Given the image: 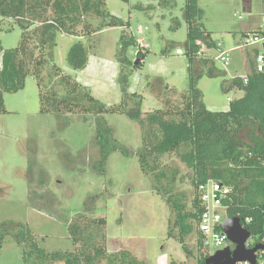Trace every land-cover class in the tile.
<instances>
[{
	"label": "rangeland",
	"instance_id": "obj_1",
	"mask_svg": "<svg viewBox=\"0 0 264 264\" xmlns=\"http://www.w3.org/2000/svg\"><path fill=\"white\" fill-rule=\"evenodd\" d=\"M161 1L107 0V8L124 26L82 38L90 51L88 67L83 70H75L67 62L77 37L58 32L56 64L107 106L109 110L102 117L113 128L114 137L130 150V154L111 153L102 172L97 167V115L78 109L71 112L68 107L61 116L42 113L40 90L33 75L27 77L23 89L4 95L6 112L0 114V222L27 225L48 252L77 249L69 229L70 223H76L81 228H100L107 254L127 251L139 264H198L197 248L192 255L185 252L177 226L179 211H193V170L182 162L179 153L165 154L157 171L165 170L167 191H159L152 176L142 170L137 155L144 133L140 123L118 111L123 107L119 81L122 66L118 61L123 32L135 40L127 51L131 60L137 63L142 60L139 52H147L142 64L133 69L128 88L142 95V117L165 108V95H153L149 80L164 77L172 88H188V59L183 54L188 34L184 17L187 0H175L171 5ZM248 1L250 11L245 9ZM198 4L203 10V26L217 44L212 51L205 47L204 51L215 58L222 51L228 52L230 61H216L226 76L205 75L197 86L209 109L225 110L230 99L242 97L244 91L226 93L224 79L246 76L257 51L264 52L262 42L245 45L247 36L243 35L260 32L264 36V0H198ZM21 38V27L0 16L2 47L15 48ZM180 93L168 96L173 111L183 106ZM129 104L136 108L135 101ZM176 205L184 209L177 210ZM189 221L196 229L195 221ZM185 243L190 248L197 245L195 230ZM0 264H26L24 246L11 234L0 251Z\"/></svg>",
	"mask_w": 264,
	"mask_h": 264
},
{
	"label": "trees",
	"instance_id": "obj_2",
	"mask_svg": "<svg viewBox=\"0 0 264 264\" xmlns=\"http://www.w3.org/2000/svg\"><path fill=\"white\" fill-rule=\"evenodd\" d=\"M106 1L0 0V16L13 20L22 29L19 46L4 49L0 43V114L6 112L5 93L18 92L25 87L28 76H35L42 113L61 116L64 108L68 107L71 112L78 109L97 115V167L100 172L111 153L122 151L130 154V150L114 137L113 128L102 117L109 110L107 106L92 95L89 87L62 72L56 64V48L58 32L76 36L67 53L68 65L75 70L87 68L90 51L82 38L106 28L124 26V22L109 11ZM174 1L162 0L161 4L171 5ZM184 17L188 26L183 51L188 59V88L184 91L172 88L164 77L149 80L148 87L153 95H165V108L142 117V95L130 92L128 88L133 69L142 64L147 52H139L141 61L135 63L131 60L127 51L135 40L123 32L118 53L122 66L119 81L123 107L118 111L140 123L144 133L137 155L142 170L152 176L159 191H167L168 182L164 181L167 174L165 170L157 171L165 154L179 153L182 162L193 170V211H179L177 226L185 252L192 255L193 249L197 248L198 264H205L208 254L201 249L197 237V224L202 211L197 192L200 182L218 179L230 184L233 193L227 202L228 216L241 220L250 218L247 229L254 246L264 244V73L252 69L247 83L239 76L224 79L226 93L237 88L243 90L244 95L230 100L227 110L209 109L198 82L205 75L226 76V71L219 69L216 58L203 49L204 46L212 51L217 44L203 26V10L198 0H187ZM179 92L182 93L180 101L183 106H176L173 111L170 107L172 100L168 96ZM132 100L136 108L129 107ZM177 207V210L184 209ZM189 218L195 221L196 229ZM99 222L104 223V220ZM69 229L77 249L48 252L40 247L27 225L16 221L0 222V251L6 237L11 234L24 246L26 264H139L138 259L127 251L107 254L102 246L105 236L100 228H81L79 224L70 223ZM194 230L197 245L190 248L185 239Z\"/></svg>",
	"mask_w": 264,
	"mask_h": 264
},
{
	"label": "built area",
	"instance_id": "obj_3",
	"mask_svg": "<svg viewBox=\"0 0 264 264\" xmlns=\"http://www.w3.org/2000/svg\"><path fill=\"white\" fill-rule=\"evenodd\" d=\"M261 42L263 43L264 47V36H260L259 34H248L245 40V45H251ZM217 59L224 64H228L230 61V55L228 52L222 51V53L218 58H216V60ZM254 70L257 73H264V52L258 51L256 53ZM243 79L244 82L247 83L248 75L244 76ZM197 192L202 208L197 224V237L200 241L201 249L206 254H208V256L214 254L217 250L224 249L226 247H231L232 249H234L235 245L230 241L228 235L223 229V224L226 218H229L227 213V202H229V200L231 199L233 187L221 180L209 179L198 184ZM250 221V218H246L245 220H241V224L243 225V227L247 228V224ZM245 246L247 248H252L254 246L251 235L245 242ZM213 249L215 251L211 252V250ZM263 253L264 250L257 251V264H264ZM239 264L252 263L249 261H244L240 262Z\"/></svg>",
	"mask_w": 264,
	"mask_h": 264
},
{
	"label": "water",
	"instance_id": "obj_4",
	"mask_svg": "<svg viewBox=\"0 0 264 264\" xmlns=\"http://www.w3.org/2000/svg\"><path fill=\"white\" fill-rule=\"evenodd\" d=\"M245 9L250 11V8L246 7ZM223 229L230 241L235 245V248L226 247L217 250L206 258L205 264H239L244 261L257 264L256 253L259 250H264V244H257L252 248L245 246V242L250 237V232L247 228L243 227L241 219L239 217L226 218Z\"/></svg>",
	"mask_w": 264,
	"mask_h": 264
},
{
	"label": "crops",
	"instance_id": "obj_5",
	"mask_svg": "<svg viewBox=\"0 0 264 264\" xmlns=\"http://www.w3.org/2000/svg\"><path fill=\"white\" fill-rule=\"evenodd\" d=\"M246 7H247V8H250V10H251V4H250L249 2L246 3ZM257 52H258V51H257ZM254 64H255V59L253 60V64H252V68H251V70L247 72L246 76L249 75V74L252 72V69H254ZM233 78H234V77H233ZM232 90H237V88L232 89ZM229 99H230V97H229ZM230 100H233V99H230ZM228 107H229V106H228ZM227 109H228V108H227ZM227 109H225V110H227Z\"/></svg>",
	"mask_w": 264,
	"mask_h": 264
}]
</instances>
